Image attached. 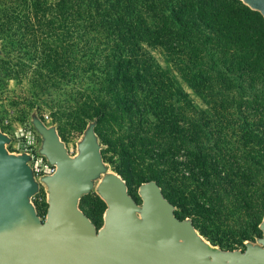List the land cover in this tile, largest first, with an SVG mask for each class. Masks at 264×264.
<instances>
[{
    "label": "trees",
    "instance_id": "obj_1",
    "mask_svg": "<svg viewBox=\"0 0 264 264\" xmlns=\"http://www.w3.org/2000/svg\"><path fill=\"white\" fill-rule=\"evenodd\" d=\"M0 41V82L28 78L30 107H74L54 114L60 135L66 117L85 128L97 118L104 159L129 191L157 181L176 216L222 249L262 236L259 12L240 0H0Z\"/></svg>",
    "mask_w": 264,
    "mask_h": 264
},
{
    "label": "water",
    "instance_id": "obj_2",
    "mask_svg": "<svg viewBox=\"0 0 264 264\" xmlns=\"http://www.w3.org/2000/svg\"><path fill=\"white\" fill-rule=\"evenodd\" d=\"M264 17V0H240ZM0 41V56L4 55ZM40 137L38 154L55 167L37 177L33 153L11 152L13 139L0 127V264H264L262 236L245 249L214 246L194 226L179 219L157 181L142 183L141 202L103 156L106 148L90 120L71 153L58 126L35 110L30 120ZM44 188L42 216L34 198ZM95 192L106 204L98 226L81 209Z\"/></svg>",
    "mask_w": 264,
    "mask_h": 264
},
{
    "label": "rangeland",
    "instance_id": "obj_3",
    "mask_svg": "<svg viewBox=\"0 0 264 264\" xmlns=\"http://www.w3.org/2000/svg\"><path fill=\"white\" fill-rule=\"evenodd\" d=\"M151 52L163 67L167 66L165 64L164 55L160 50L153 49ZM0 66H2L1 59ZM172 75L176 82L183 87L193 104L199 109H206L207 105L204 99L197 95L190 83H188L183 76L175 71H173ZM29 86L30 84L28 78L24 79V82H20L17 79H5L3 82H0V127L4 133L8 134L13 139L12 143L8 146V149L11 152L21 153L26 151L33 153L36 158H41L38 154L40 137L30 122L31 114L37 110L39 115L49 125L58 126V124L55 123L54 114L58 111L69 113L74 107H56L54 104H49L50 106L48 105L43 107H30L28 102ZM67 91H70L69 87H67ZM53 98H55V103H64V98L56 95V93L53 94ZM84 129L85 124L78 125L76 124V121H73L71 118L68 119L67 117L64 119V123L61 128V136L72 154L76 152L77 142L80 140ZM43 163L44 166L47 164L45 158H43ZM138 189V184L130 187L131 193L138 199L139 202H141L138 195ZM34 202L39 213L46 214L48 203L47 194L44 188H42L40 193L34 198ZM82 207L84 210L88 212L90 211L89 213L93 215L94 220H97V226L100 227L103 225L106 205L95 192L84 198ZM248 241L252 240L248 239L243 240L242 242H236L234 247L236 249L244 250Z\"/></svg>",
    "mask_w": 264,
    "mask_h": 264
},
{
    "label": "built area",
    "instance_id": "obj_4",
    "mask_svg": "<svg viewBox=\"0 0 264 264\" xmlns=\"http://www.w3.org/2000/svg\"><path fill=\"white\" fill-rule=\"evenodd\" d=\"M41 158H36V156L34 155V161H33V168L36 172L37 177H40L41 175L44 174H52L55 171V167L51 166L48 164L43 163V158L42 156H40Z\"/></svg>",
    "mask_w": 264,
    "mask_h": 264
}]
</instances>
